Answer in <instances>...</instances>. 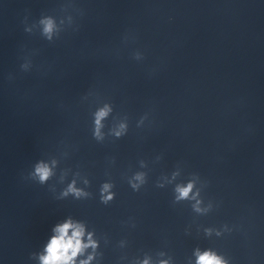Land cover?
<instances>
[{
    "label": "water",
    "instance_id": "obj_1",
    "mask_svg": "<svg viewBox=\"0 0 264 264\" xmlns=\"http://www.w3.org/2000/svg\"><path fill=\"white\" fill-rule=\"evenodd\" d=\"M41 159L57 162L46 185L25 178ZM73 179L92 198L57 199ZM189 180L207 214L175 200ZM68 218L94 231L99 264L160 251L195 264L198 247L264 264V0H0V264H38L31 254Z\"/></svg>",
    "mask_w": 264,
    "mask_h": 264
},
{
    "label": "clouds",
    "instance_id": "obj_2",
    "mask_svg": "<svg viewBox=\"0 0 264 264\" xmlns=\"http://www.w3.org/2000/svg\"><path fill=\"white\" fill-rule=\"evenodd\" d=\"M42 25V35L48 40L52 41L53 34L57 35L60 32L55 20L52 17H44L39 21ZM25 31L31 33V29L25 28ZM139 58V57H137ZM31 63V62H29ZM23 71H29L30 67L28 63L21 65ZM111 108L105 106L98 110L94 114V131L93 136L97 139L102 137L101 128L104 126L102 121L109 115ZM142 120L137 123V127L140 126ZM128 132V123L121 122L118 128L112 130V134L116 138H122ZM56 161L52 160L51 163L45 162L43 159L38 160L33 166L32 170L25 177L28 180L35 181L40 185H46L49 181L53 180L56 176L54 171L56 167ZM63 175H61L60 182H63ZM145 174L135 173L134 176L128 180L129 186L133 191H139L141 185L145 184ZM85 187H77L76 180L73 179L70 183L63 188L57 199H63L72 195L76 200L92 198V193L87 191V187L90 186V181H84ZM195 182L189 180L186 184H177L175 186V200H194L195 203L192 205L193 210L197 213L207 214L212 210V204L209 203L207 207H201L203 201L198 199L200 196V190L197 189L193 193ZM115 187L114 183L109 181L103 182L99 188V199L104 205H109L114 201L116 193L113 191ZM157 187H163V185H157ZM49 190L52 192L56 191V184L49 185ZM134 226V225H133ZM205 235L211 237L213 233L215 236L220 237L225 232H231L228 225H224L221 229L212 227L204 228ZM94 231H88L86 234L85 224L82 222L74 221L72 218L66 219L62 223H57L52 228V234L47 239V242L43 245L41 252H34L31 254L30 259L38 261V264H91L96 259L97 264L100 262L103 253L97 251L100 248V242L98 239H94ZM105 244L108 243L105 238ZM126 241L122 240L120 243L123 245ZM91 250L90 252L88 250ZM86 258L80 259V257ZM166 255L165 252L160 251L156 254L154 259L149 253H144L143 258L135 257L130 261V264H171L172 257L168 256L167 259H163ZM195 257V264H230V258L226 257L223 253L218 252L214 248H196L193 252ZM127 257H121L126 259Z\"/></svg>",
    "mask_w": 264,
    "mask_h": 264
}]
</instances>
